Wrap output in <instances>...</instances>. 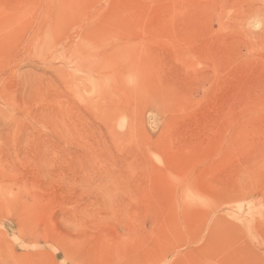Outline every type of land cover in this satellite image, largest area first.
<instances>
[{
	"label": "rangeland",
	"instance_id": "rangeland-1",
	"mask_svg": "<svg viewBox=\"0 0 264 264\" xmlns=\"http://www.w3.org/2000/svg\"><path fill=\"white\" fill-rule=\"evenodd\" d=\"M0 264H264V0H0Z\"/></svg>",
	"mask_w": 264,
	"mask_h": 264
},
{
	"label": "bare ground",
	"instance_id": "bare-ground-1",
	"mask_svg": "<svg viewBox=\"0 0 264 264\" xmlns=\"http://www.w3.org/2000/svg\"><path fill=\"white\" fill-rule=\"evenodd\" d=\"M68 7V6H67Z\"/></svg>",
	"mask_w": 264,
	"mask_h": 264
}]
</instances>
